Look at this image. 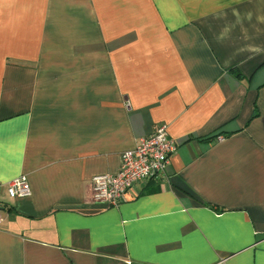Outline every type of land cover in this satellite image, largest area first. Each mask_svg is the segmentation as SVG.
<instances>
[{
    "label": "crops",
    "instance_id": "0c3cea01",
    "mask_svg": "<svg viewBox=\"0 0 264 264\" xmlns=\"http://www.w3.org/2000/svg\"><path fill=\"white\" fill-rule=\"evenodd\" d=\"M161 125L167 178L94 201ZM0 184V264H264V0H0Z\"/></svg>",
    "mask_w": 264,
    "mask_h": 264
},
{
    "label": "built area",
    "instance_id": "2783aa9c",
    "mask_svg": "<svg viewBox=\"0 0 264 264\" xmlns=\"http://www.w3.org/2000/svg\"><path fill=\"white\" fill-rule=\"evenodd\" d=\"M222 139L223 136H219ZM217 138V139H218ZM177 142L169 136L166 125L159 126L153 133L141 137L135 148L124 151L118 172L97 175L91 182L94 201L107 206H118L126 198L128 190L135 185L155 179L167 178L166 169L170 156L177 150ZM2 184H0V190ZM12 198L32 194L31 184L26 175L14 178L7 185Z\"/></svg>",
    "mask_w": 264,
    "mask_h": 264
},
{
    "label": "trees",
    "instance_id": "16d2710c",
    "mask_svg": "<svg viewBox=\"0 0 264 264\" xmlns=\"http://www.w3.org/2000/svg\"><path fill=\"white\" fill-rule=\"evenodd\" d=\"M229 71L232 72L236 77H242V74L240 72V70L238 68H229ZM220 135L222 134H219V135H216L215 137L218 138ZM210 137L208 139H205V140H209ZM151 181H156L155 179H151Z\"/></svg>",
    "mask_w": 264,
    "mask_h": 264
}]
</instances>
